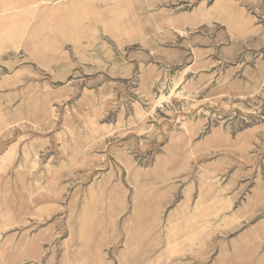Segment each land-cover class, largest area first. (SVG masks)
Segmentation results:
<instances>
[{
	"label": "rangeland",
	"instance_id": "obj_1",
	"mask_svg": "<svg viewBox=\"0 0 264 264\" xmlns=\"http://www.w3.org/2000/svg\"><path fill=\"white\" fill-rule=\"evenodd\" d=\"M0 264H264V0H0Z\"/></svg>",
	"mask_w": 264,
	"mask_h": 264
}]
</instances>
